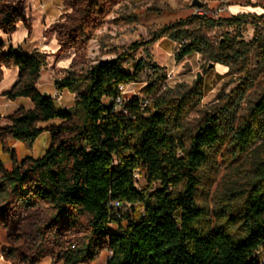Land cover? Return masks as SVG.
<instances>
[{"label": "trees", "instance_id": "obj_1", "mask_svg": "<svg viewBox=\"0 0 264 264\" xmlns=\"http://www.w3.org/2000/svg\"><path fill=\"white\" fill-rule=\"evenodd\" d=\"M113 1L64 0V5L81 16L83 29L92 12ZM262 18L264 13L219 20L192 15L155 31L150 42L164 36L177 42V62L202 53L230 68L240 61L238 72L247 71L252 50L264 63V36L257 27L248 42L241 27ZM20 23L31 28L23 1L0 0V31L12 34ZM191 25L234 26L238 33L227 32L215 46L187 29ZM76 41L70 34L64 47ZM140 66L126 71L117 57L82 74L68 73L55 85L75 94L74 106L58 108L38 90L41 57L6 49L0 39V82L4 69H18L5 95L12 101L29 98L33 105L0 114L3 151L10 152V140L31 149L43 132L51 135L39 158L19 161L11 153V169L0 159V229L8 242L1 253L6 261L39 264L50 258L53 264H90L107 250L111 254L105 264H264L258 260L264 247V90L246 114L237 117V106L228 103L224 113L209 115L185 143L184 120L200 100L201 84L175 96H155L151 85L144 91L150 98L144 109L141 98L133 97L114 110L119 85L134 82ZM240 84L243 94L248 81ZM55 119L60 122L41 126ZM221 163L242 173L241 187L211 209L198 203L199 174L208 167L218 172ZM139 168L147 181L140 191L134 178ZM116 200L130 203L135 214L118 217L111 205ZM34 212H43L45 219L36 227L40 247L27 256L19 249L24 236L17 219Z\"/></svg>", "mask_w": 264, "mask_h": 264}, {"label": "rangeland", "instance_id": "obj_2", "mask_svg": "<svg viewBox=\"0 0 264 264\" xmlns=\"http://www.w3.org/2000/svg\"><path fill=\"white\" fill-rule=\"evenodd\" d=\"M22 1L31 28L20 23L14 34H11L12 39L9 38L10 34L1 31L0 39L5 42L6 49L11 46L23 52L37 53L41 57L39 91L52 95L58 108L72 109L75 94L66 90L59 91L55 85L56 80L70 72L85 73L100 61L122 57V67L129 72H134L135 67L141 63L135 81L125 86L127 98L146 99L148 94L144 91L151 85L155 87V96L162 93L175 96L178 91H189L195 84H201L200 100L189 110L184 120L182 134L187 143L188 138L209 115L224 113L225 108L229 107L228 103L237 106V117L244 115L264 90V63L257 60L256 50L249 54L247 71L238 72L240 61H234L230 68L210 60L206 54L192 53L177 62V42L166 36L150 42L155 31L192 16L193 0H114L92 12L83 29L80 28L81 16L65 6L64 0ZM200 1L208 8L216 7L219 3V0ZM232 11L237 13L244 10L234 6ZM251 28L247 27L245 32ZM187 29L197 32L215 46L228 32L225 25H191ZM73 33L77 41L66 49L64 45ZM237 33L236 30L230 35L235 36ZM9 75H12V72H9ZM12 80L13 77L7 75L1 87L10 89L14 84ZM242 80L248 81V87L240 94ZM147 99L150 102V98ZM20 100L31 104L29 98ZM14 109V105L7 102L0 105L2 114H10ZM59 122V119H55L42 122L41 125ZM6 123L5 120L2 121V124ZM50 143L51 135L45 131L31 149L21 142L10 140V152H4L0 148V155L10 167L11 153H14L17 159L26 155L39 158L47 151ZM233 166L221 163L218 172L210 167L200 172L199 204L211 209L216 208L230 195L233 188L241 187L238 182L242 180L243 175L238 171L233 173ZM139 179L142 189L147 181L142 176ZM139 211L142 212V209L139 208ZM133 212L131 208V216L135 214ZM42 219H45L43 212L29 215L23 213L17 219L19 230L24 236L19 249L27 256L35 255L40 247L36 227ZM3 246H8V242L6 232L0 229V260L3 259ZM258 256V260L264 262V247L258 251Z\"/></svg>", "mask_w": 264, "mask_h": 264}, {"label": "built area", "instance_id": "obj_3", "mask_svg": "<svg viewBox=\"0 0 264 264\" xmlns=\"http://www.w3.org/2000/svg\"><path fill=\"white\" fill-rule=\"evenodd\" d=\"M247 2H254L255 0H245ZM229 1L228 0H219V3L216 7L213 8H208L206 7L205 4H203L201 7L195 6L193 7V15H200V16H204L206 18H211L214 20H219L222 19L224 17H234L235 14H233L230 10L229 7ZM252 27L250 31L245 32L247 27ZM259 28L261 33L264 36V18L255 21L252 19H249L247 21V23H244L242 25V37L248 41V40H253L255 38V30L256 28ZM228 33L231 34L233 32H235L236 28L234 26H228ZM125 86L126 85H119V91H120V95L118 97H116L112 102L114 104V110H121L123 109L124 105L126 104V100L127 97L125 96ZM140 106L144 109L148 104H149V100L146 98H142L140 101ZM140 176H142V178H146V172L144 169L139 168L135 171L134 174V178H135V182H136V187L137 189L140 191L142 190L140 187ZM112 207L113 209L116 211V214L118 215V217H122L125 214L131 215V208L132 205L128 202H122L119 200L113 201L112 202ZM111 254V252H109Z\"/></svg>", "mask_w": 264, "mask_h": 264}, {"label": "crops", "instance_id": "obj_4", "mask_svg": "<svg viewBox=\"0 0 264 264\" xmlns=\"http://www.w3.org/2000/svg\"><path fill=\"white\" fill-rule=\"evenodd\" d=\"M229 1V7H230V10H231V12L233 13V14H235V15H237V14H241V13H255V14H258V15H260V14H263L264 13V0H255L254 2H247V1H245V0H228ZM238 7V8H240V9H242V10H244V11H239V12H237V13H234L233 11H232V8L233 7ZM14 34V33H13ZM12 34V35H13ZM11 34L9 35L10 37V39H12V36ZM3 41V40H2ZM4 42V41H3ZM5 43V42H4ZM11 47V46H10ZM5 48H6V46H5ZM15 49V48H14ZM15 50H17V49H15ZM25 52V51H24ZM25 53H27V54H31V53H29V52H25ZM9 72H12V75H9ZM10 76V78H11V76L13 77V83L15 84V82L17 81V79H18V69L17 68H12V69H9V70H5L4 71V79L2 80V82L0 83V105L2 104V103H4V102H7V104H13L14 105V107H15V109H14V111L17 109V108H19V107H25V108H31L33 105H32V102H31V104H29V103H27V101H25V100H20V99H22V98H24V97H19V98H17V99H15L14 101H12V100H10L6 95H5V93H7L8 91H10V89L12 88V86L14 85H12L11 86V88L10 89H8V88H5V87H1L2 86V84H3V82H4V80H5V78H6V76ZM37 87H38V90H39V81H38V83H37ZM42 93V92H41ZM43 94H46V95H48L46 92H43ZM49 96V95H48ZM51 97H52V95H50ZM20 100V101H19ZM13 102V103H12ZM20 102V103H19ZM12 113V112H11ZM10 113V114H11ZM3 117H5V116H7V115H9V114H2V113H0ZM49 125V124H48ZM42 126V125H41ZM47 126V125H46ZM46 126H44V127H46ZM13 142H17V143H20L19 141H17V140H12ZM0 148L2 149V145H1V143H0ZM45 154V153H44ZM26 156H31V155H26ZM26 156H24L23 158H25ZM33 157V156H32ZM23 158H21V159H18L19 161L20 160H22ZM0 159L3 161V163H4V165H5V167L7 168V169H11L12 168V166H13V164H11V166L10 167H8L7 165H6V163L4 162V160L2 159V157H1V155H0ZM12 162V161H11ZM110 257V253H109V251H105V252H102L100 255H99V257L97 258V259H95L93 262H91L90 264H105L106 263V261H107V259ZM0 264H12L11 262H8V261H6L4 258L2 259L1 258V260H0ZM39 264H53L52 263V261H51V259L50 258H44Z\"/></svg>", "mask_w": 264, "mask_h": 264}, {"label": "water", "instance_id": "obj_5", "mask_svg": "<svg viewBox=\"0 0 264 264\" xmlns=\"http://www.w3.org/2000/svg\"><path fill=\"white\" fill-rule=\"evenodd\" d=\"M203 5L202 1L200 0H193L192 1V6L195 7V6H198V7H201ZM213 65V64H211Z\"/></svg>", "mask_w": 264, "mask_h": 264}]
</instances>
